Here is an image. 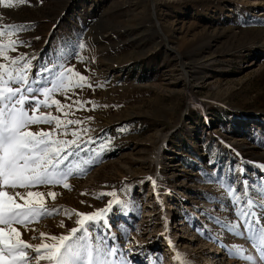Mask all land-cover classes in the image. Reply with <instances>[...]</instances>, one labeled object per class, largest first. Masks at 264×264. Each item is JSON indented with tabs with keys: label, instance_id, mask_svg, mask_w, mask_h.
<instances>
[{
	"label": "rangeland",
	"instance_id": "rangeland-1",
	"mask_svg": "<svg viewBox=\"0 0 264 264\" xmlns=\"http://www.w3.org/2000/svg\"><path fill=\"white\" fill-rule=\"evenodd\" d=\"M0 24L31 25L3 37L26 42L7 54L32 58L30 78L63 63L91 84L74 87L67 98L51 94L70 109L61 111L51 99L39 109L83 122L68 125L61 139L88 129L80 135L95 143L70 158L77 160L64 181L70 187L32 189L45 193L47 210L60 211L27 229L15 225L26 242L52 243L39 233L67 235L78 227L76 213H95L111 202L110 229L90 228L87 241L78 232L74 244L95 250L102 241L130 264H183L185 258L249 264L231 254L235 246L258 255L248 239L210 217L238 219L228 185L243 197L247 180L256 199L264 183V0H27L11 8L0 0ZM57 53L64 59L54 61ZM93 157L95 163H85Z\"/></svg>",
	"mask_w": 264,
	"mask_h": 264
},
{
	"label": "snow or ice",
	"instance_id": "snow-or-ice-1",
	"mask_svg": "<svg viewBox=\"0 0 264 264\" xmlns=\"http://www.w3.org/2000/svg\"><path fill=\"white\" fill-rule=\"evenodd\" d=\"M4 7L11 8L16 5L27 3V0H2ZM31 25L28 24H0V58L7 63H0V264H39L40 261H47V264H130L123 258L115 259L118 248L104 245L103 242L96 246L82 244L77 246L72 241L77 237L78 232H83L85 241L90 236L89 229L102 227L109 228L106 214L113 207L112 203L106 209L98 210L95 213H76L80 219L78 227L72 228L67 235L55 236L39 233L43 241L45 237L52 243H41L33 245L22 238L21 231L15 225H21L25 229L32 224L36 218L47 215H55L60 209L47 210L45 208V193L33 191V188L46 185H61L70 187L64 181L72 175L76 159L81 151L87 152L90 148L84 145H92L95 140L83 139L80 132H87L88 129L72 130L73 139H61L60 136L69 135L68 125H80L81 120H64L51 113H41V106L52 104L63 111L64 108H71L70 104H62L57 99H52L51 94H67L74 87L83 89L91 87L88 78L74 68L65 67L63 63H53L52 67L43 66L39 71L41 78L32 76V58L26 54L11 57L7 53L15 51L19 45L26 42L19 39H8L4 36H15L17 33L27 31ZM80 49L85 45L78 44ZM59 53L54 54V61L63 60ZM82 59V58H81ZM49 77H51L49 79ZM76 77V79H73ZM41 96L45 97L44 99ZM74 104L83 107L79 100ZM95 108L96 105L93 104ZM69 113H64L67 116ZM88 119H91L89 117ZM50 131L40 129L31 130L33 126L41 124L52 125ZM101 151L108 150L104 144L99 145ZM100 155L99 152L96 153ZM87 164L95 163V157ZM264 168V165H261ZM81 173L86 168L78 169ZM243 172V169H240ZM23 189L24 191H19ZM242 197L232 185L227 186V193L232 198L236 221L221 220L217 217H210L230 233L245 237L255 247L257 256L245 255L247 251L243 246H235L231 254L245 259L249 264H264V183L259 186L257 198L253 199L250 192V185L247 180L241 182ZM48 196L55 198L57 193L48 192ZM114 195V194H110ZM117 204L121 201L117 200ZM69 213H66V215ZM243 225V229L241 228ZM35 233V228L30 229ZM37 236L34 234L33 239ZM219 239V237H217ZM115 239V237H113ZM29 251L33 253L29 256ZM95 252V254H94ZM179 257L180 254H177ZM183 264H191L186 258Z\"/></svg>",
	"mask_w": 264,
	"mask_h": 264
}]
</instances>
